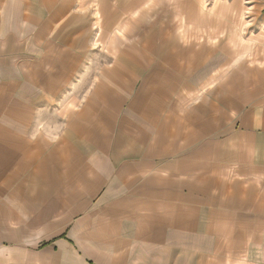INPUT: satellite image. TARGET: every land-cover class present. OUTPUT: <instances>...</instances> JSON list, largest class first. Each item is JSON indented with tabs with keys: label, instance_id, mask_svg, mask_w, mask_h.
<instances>
[{
	"label": "crops",
	"instance_id": "crops-1",
	"mask_svg": "<svg viewBox=\"0 0 264 264\" xmlns=\"http://www.w3.org/2000/svg\"><path fill=\"white\" fill-rule=\"evenodd\" d=\"M73 2L0 0V264H264L261 87L241 105L172 107L161 89L132 118L117 100L114 66L98 71L94 120L71 115L59 127L41 115L58 95L42 94L75 49ZM181 75L170 83L185 89ZM26 184L75 189L59 200L62 227L27 231ZM54 203L33 208L37 222L53 220Z\"/></svg>",
	"mask_w": 264,
	"mask_h": 264
},
{
	"label": "rangeland",
	"instance_id": "rangeland-1",
	"mask_svg": "<svg viewBox=\"0 0 264 264\" xmlns=\"http://www.w3.org/2000/svg\"><path fill=\"white\" fill-rule=\"evenodd\" d=\"M73 3L75 49L62 54L61 71L54 70L56 75L49 79L54 89L43 90L42 94L49 101L50 96L58 95L52 106L41 109V115L57 117L59 127L71 115L77 119L88 115L86 121L94 120L97 108H91L89 103H93L92 91L102 78L98 71L114 66L117 84L123 86L117 88L121 92H117V100L132 118L144 116L147 107L152 108L144 99L161 95V89L169 107L180 100L188 103L229 100L241 105L247 103L249 96L250 101L257 99V86L261 87L260 94H264V0H74ZM105 5L106 13L102 10ZM113 6L117 8L116 17L109 12ZM150 70L155 71L154 76H148ZM182 70L186 71L185 76L181 75ZM127 75L129 84H125ZM180 75L193 86L173 87ZM66 85L68 91L61 92ZM129 87L131 92L126 91ZM136 96H139L137 108L126 110ZM142 100V104L138 103ZM67 191L75 189H67L66 184H48L41 193L34 184H26L27 231L33 230L35 224L62 227L64 221L58 225L63 207L59 200ZM49 198L55 201L50 208L47 206L49 211L53 209V220L37 222L40 214H34L33 208L44 213L45 199L49 202ZM32 233L27 237L30 242L35 239Z\"/></svg>",
	"mask_w": 264,
	"mask_h": 264
}]
</instances>
